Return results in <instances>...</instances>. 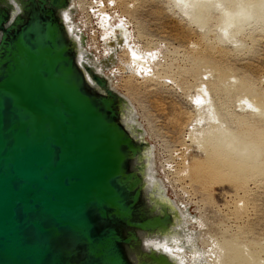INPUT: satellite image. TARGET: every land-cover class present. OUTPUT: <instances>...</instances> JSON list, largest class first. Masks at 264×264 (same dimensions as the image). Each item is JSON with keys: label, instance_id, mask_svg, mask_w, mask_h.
Wrapping results in <instances>:
<instances>
[{"label": "bare ground", "instance_id": "obj_1", "mask_svg": "<svg viewBox=\"0 0 264 264\" xmlns=\"http://www.w3.org/2000/svg\"><path fill=\"white\" fill-rule=\"evenodd\" d=\"M185 1L191 3L189 19L191 21L197 19V24L199 23L201 28L206 26L205 21L208 17H213L216 19L217 31H232L235 35L238 31H244L242 24L252 19L254 22H261L264 30V13L257 15L253 12L256 9L251 8L256 0H245L242 5L237 3L233 7L234 10L241 9L237 14L241 16L239 19L237 16L234 19L229 17L231 10L224 8V0ZM171 2L177 4L174 0ZM76 12L75 0H0V40L10 37L11 33L20 28L22 22L30 19V33L28 36L25 33L22 35L26 36L25 45H30L28 44L30 39L31 42L38 41L36 43L40 45L45 43L42 46L54 50V54L59 53V61L51 60L46 65L41 53L21 54V58H18L20 63L13 67V72L15 71L17 76L21 74L32 84L28 85L31 91L25 94L24 98L33 95V90L39 89L37 86L40 84L53 86L61 95L59 100L66 104L67 109L82 112L77 131L79 142L89 144L87 130L90 131L91 139L97 142L91 147L96 150L95 158L97 159L99 155L103 158L104 155L106 168H109L106 170L108 174L106 181L94 190L96 200L103 202L104 206H89L87 212L88 220L94 227L92 233L98 234L101 228L103 233L107 231L109 233L101 234V245L100 243L88 245L87 240L81 236L82 233L66 231L54 234L50 231L47 237L52 248L51 256L57 255L59 264H121L123 260L125 264H183L185 258L189 260L188 263H195L196 259H200V250L188 226L191 223L197 224V221L192 222L185 218L187 217L185 207L169 198L162 183L153 176L155 161L152 158V147L147 141V132L138 121L129 98L114 86V72L119 71L118 66L123 67V70L129 67L137 75L147 76L154 69L147 63H153L157 55H150L135 44L132 34L125 25L126 21L125 24L121 21L114 23L113 18L111 20L107 16V12L102 14L93 12V16L98 14L99 36L102 38L100 41L103 49V56L100 59L96 58L90 50L89 41L81 31L82 28L73 20ZM259 17L263 20L261 21ZM51 24L55 26L52 34L54 39L48 42L47 30ZM35 28L38 31H34ZM43 28L46 31L42 37ZM124 51L127 54V63H123L119 56ZM197 63L209 70L215 68L208 55L198 58ZM44 66L48 67L47 75L51 77L47 83L40 77L41 73H45L40 71ZM51 73L56 77L52 78ZM217 75L222 81L229 77L227 71L222 69H217ZM5 82L3 85L11 93L12 101L16 99V90L20 87L21 93L22 86L26 87L20 81L15 83L16 85L10 81L5 85ZM240 88L246 89L243 83L240 84ZM45 92L43 95L34 93L33 96L35 99H44L47 96ZM261 105L264 106L263 102ZM4 107L5 109L8 107L7 102ZM22 109L27 110L24 106ZM93 111L101 114L100 121L104 120L106 125L115 127L114 130H110V134L99 128L102 125L95 121ZM31 116L29 119L33 121L43 118L38 110ZM17 117L13 116L14 125L18 122ZM42 121L51 124V117H45ZM263 128L251 124L246 125V129L236 135L227 129L211 133L208 135L211 137L209 139L207 137L202 139L201 144L206 152L203 160L205 168L202 162L194 161L196 165L192 166L196 170V172L193 170L194 176L213 183L218 179L219 181L226 179L233 186L241 187L249 176L261 174L264 171V159L260 162L264 155ZM100 167L102 170V163ZM110 177L112 178L110 183H116L118 189H114V185L109 183ZM215 252L216 255H221L216 264H247L245 256L247 254L239 247L222 244ZM90 255L97 260L93 258L90 260L91 258H88ZM119 255L122 257L120 261ZM53 262V259H48L45 264Z\"/></svg>", "mask_w": 264, "mask_h": 264}, {"label": "rangeland", "instance_id": "obj_2", "mask_svg": "<svg viewBox=\"0 0 264 264\" xmlns=\"http://www.w3.org/2000/svg\"><path fill=\"white\" fill-rule=\"evenodd\" d=\"M171 1L75 0L73 20L89 44L92 39L97 41L99 51L92 50L97 56L101 55L102 38L98 14L93 16V12H107L114 23L126 21L135 44L157 55L153 63H147L154 68L147 76L118 66L114 86L129 98L147 132L155 161L153 176L169 198L185 207V218L197 221L188 227L199 247L200 259L188 263L185 258L183 264H216L221 255L215 251L222 244L242 249L247 264H264V171L249 176L241 188L226 179L214 183L200 180L192 167L202 162L205 168L206 152L201 140L211 138V133L228 129L236 135L246 125L264 126L263 24L249 20L242 24L244 31L234 35L232 31H217L216 19L208 17L201 28L197 19H189L191 3ZM243 1L224 0L231 19L241 11L233 7ZM251 8L262 15L264 0H256ZM120 55L127 63L126 52ZM207 55L216 69L197 63L198 58ZM217 69L226 70L229 77L222 81ZM241 83L247 90L240 88ZM19 137H24L22 131ZM263 159L264 155L260 162ZM88 164L90 175L83 191L94 186L99 177L98 160L89 157Z\"/></svg>", "mask_w": 264, "mask_h": 264}, {"label": "water", "instance_id": "obj_3", "mask_svg": "<svg viewBox=\"0 0 264 264\" xmlns=\"http://www.w3.org/2000/svg\"><path fill=\"white\" fill-rule=\"evenodd\" d=\"M19 27L10 37L0 40V264H45L48 259H53V264H59L57 255L51 256L52 248L47 237L50 231L54 234L66 231L82 233L81 236L87 240L88 245L100 243L102 228L98 234L92 233L94 227L88 220L87 212L89 206H104L103 202L96 200L94 190L106 181V170L109 168H106L104 155L103 158L97 156L99 177L94 186L83 191L90 175V166L87 165L89 157H96V150L91 149L96 141L91 139L90 131L87 130L90 143L79 142L77 131L82 112L70 107V110L67 109L66 104L59 100L61 95L53 86L39 85L36 82L39 89L36 87L33 95H43L46 91L47 96H43L44 99L38 98L39 100L33 95L24 98V95L31 91L28 85L32 84L21 74L17 76L15 71L13 72V67L20 63L18 58H21V54L41 53L45 58V65L51 60L60 59L59 53L54 54V50L42 46L45 43L40 45L36 43L38 41L31 42L29 39L30 45H25V37L31 30L30 19H26ZM49 27L48 42L54 39L52 34L55 31L54 25ZM42 30L43 37L46 30ZM34 31L38 29L35 28ZM24 33L26 36H22ZM40 71L45 72L40 76L43 82L51 80L47 75L48 67L44 66ZM56 71L59 72L58 69ZM51 76L56 77L52 73ZM68 76L71 77L70 74ZM8 81L14 84L20 81L26 86H22V94L19 93L20 87L16 90L14 101L9 90L3 85ZM76 94L80 96L79 93ZM6 102L8 107L5 109ZM23 106L27 110L22 109ZM36 110L43 116L39 121L29 119ZM92 114L96 118L95 121L102 125L99 128H103L108 134L110 130L115 129L114 126L106 125L104 120L100 121L101 114L95 111ZM15 115L18 116V122L14 125ZM45 117H51L52 125L42 121ZM55 122L57 125H53ZM21 131L23 138L19 137ZM39 170L43 171L42 174ZM111 179H108L109 183ZM110 184L114 185V189H118L116 183ZM88 258L97 260L91 255ZM120 259L122 257L119 255V261ZM121 264H125V261H121Z\"/></svg>", "mask_w": 264, "mask_h": 264}, {"label": "flooded vegetation", "instance_id": "obj_4", "mask_svg": "<svg viewBox=\"0 0 264 264\" xmlns=\"http://www.w3.org/2000/svg\"><path fill=\"white\" fill-rule=\"evenodd\" d=\"M91 43L89 44V42H88V44H89V47H90V50L92 51V50H94V51H99V45L97 44V41H93V39L90 41ZM101 55L100 56H97L96 54H94L95 55V57L96 58H98V59H100L103 55V49L101 48ZM119 56H121L120 54H119Z\"/></svg>", "mask_w": 264, "mask_h": 264}]
</instances>
